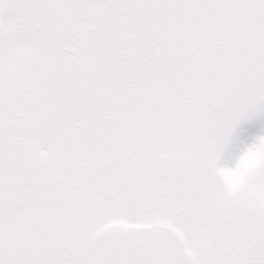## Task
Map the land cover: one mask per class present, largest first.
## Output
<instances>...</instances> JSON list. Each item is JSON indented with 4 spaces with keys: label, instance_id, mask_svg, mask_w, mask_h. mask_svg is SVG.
<instances>
[{
    "label": "snow or ice",
    "instance_id": "obj_1",
    "mask_svg": "<svg viewBox=\"0 0 264 264\" xmlns=\"http://www.w3.org/2000/svg\"><path fill=\"white\" fill-rule=\"evenodd\" d=\"M0 264H264V0H0Z\"/></svg>",
    "mask_w": 264,
    "mask_h": 264
}]
</instances>
